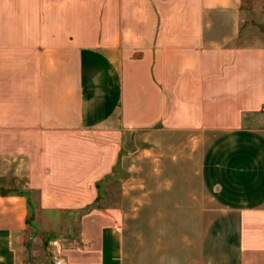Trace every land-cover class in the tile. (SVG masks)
I'll return each mask as SVG.
<instances>
[{
    "label": "crops",
    "instance_id": "1",
    "mask_svg": "<svg viewBox=\"0 0 264 264\" xmlns=\"http://www.w3.org/2000/svg\"><path fill=\"white\" fill-rule=\"evenodd\" d=\"M244 5L0 0V264L32 215L66 211L77 234L30 264H264V38Z\"/></svg>",
    "mask_w": 264,
    "mask_h": 264
},
{
    "label": "rangeland",
    "instance_id": "2",
    "mask_svg": "<svg viewBox=\"0 0 264 264\" xmlns=\"http://www.w3.org/2000/svg\"><path fill=\"white\" fill-rule=\"evenodd\" d=\"M247 9L244 16L243 25L245 34L248 33L250 41H258L264 38V0H245ZM248 42V41H247ZM112 187L117 191V184ZM80 211L45 213L38 212L31 216L29 229L23 235V240L19 248L20 264H30L33 259H44L51 254L54 242H59L77 234V224ZM65 245L66 242H63ZM39 251L38 256H34L35 251Z\"/></svg>",
    "mask_w": 264,
    "mask_h": 264
},
{
    "label": "built area",
    "instance_id": "3",
    "mask_svg": "<svg viewBox=\"0 0 264 264\" xmlns=\"http://www.w3.org/2000/svg\"><path fill=\"white\" fill-rule=\"evenodd\" d=\"M52 264H68L62 257L57 256L52 259Z\"/></svg>",
    "mask_w": 264,
    "mask_h": 264
}]
</instances>
